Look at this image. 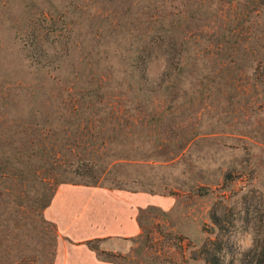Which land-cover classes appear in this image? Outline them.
I'll list each match as a JSON object with an SVG mask.
<instances>
[{
    "label": "rangeland",
    "instance_id": "rangeland-1",
    "mask_svg": "<svg viewBox=\"0 0 264 264\" xmlns=\"http://www.w3.org/2000/svg\"><path fill=\"white\" fill-rule=\"evenodd\" d=\"M62 182L172 200L119 264H254L264 0H0V264L52 262Z\"/></svg>",
    "mask_w": 264,
    "mask_h": 264
},
{
    "label": "crops",
    "instance_id": "crops-1",
    "mask_svg": "<svg viewBox=\"0 0 264 264\" xmlns=\"http://www.w3.org/2000/svg\"><path fill=\"white\" fill-rule=\"evenodd\" d=\"M171 205L169 197L150 191L62 182L43 211L58 234L50 264H119L98 252L126 254L142 233L140 212ZM87 242H96L97 249Z\"/></svg>",
    "mask_w": 264,
    "mask_h": 264
},
{
    "label": "trees",
    "instance_id": "trees-1",
    "mask_svg": "<svg viewBox=\"0 0 264 264\" xmlns=\"http://www.w3.org/2000/svg\"><path fill=\"white\" fill-rule=\"evenodd\" d=\"M87 243L89 246H91L90 242H87ZM98 253H100L104 259L114 261V262L115 260L113 259L123 257L121 254H115V253L105 252V251H99ZM252 256L256 257L254 264H262L264 262V246L258 252H254ZM219 260H220V257L216 256L215 254L212 256L206 257V261L208 264H219Z\"/></svg>",
    "mask_w": 264,
    "mask_h": 264
}]
</instances>
